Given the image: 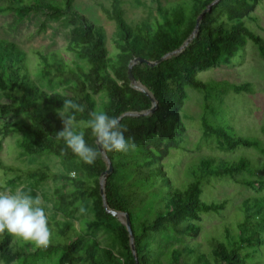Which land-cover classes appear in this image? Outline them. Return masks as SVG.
Segmentation results:
<instances>
[{
	"label": "trees",
	"instance_id": "16d2710c",
	"mask_svg": "<svg viewBox=\"0 0 264 264\" xmlns=\"http://www.w3.org/2000/svg\"><path fill=\"white\" fill-rule=\"evenodd\" d=\"M7 1L10 4L0 5V15L14 11L19 20L31 13H42L49 20L67 17L74 28L66 48L77 54L87 68L73 67L59 51H39L41 80L50 87L60 83L67 91L49 92L32 77L27 51L0 36V92L9 100L0 101V115L23 112L27 116L26 121L7 123L1 133L20 134L23 155H53L66 167V172L54 171L47 165L20 169L0 158V166L14 172L8 184L23 177L35 186L49 180L60 181L54 188L53 210L64 217L50 219L46 213L51 232L47 248L14 238L7 231L0 234V260L4 264H33L49 257L54 264H135L126 224L103 205L100 179L109 166L108 160L101 152L94 164H87L56 138V132L63 129L56 109L63 107L64 100H71L84 108L83 112L74 113L76 121L87 123L92 111L121 117L119 122L127 129L126 138H132L137 145L127 153L106 151L113 172L105 180V193L110 208L129 215L139 264H249L247 259L264 244V179H251L244 174L262 173L264 177V166L254 169L246 158L231 162L209 155L202 160L199 168L207 177H230L257 192L242 201L241 218L228 223V243L214 238L206 252L200 243H193L202 231L203 215L222 214L227 201L202 198L203 176L184 188L176 186L163 160L172 149L182 147L186 127L181 110L187 100L186 87L195 86L210 106L209 85L197 80L199 71L221 62L230 63L248 40L257 45L264 60V37L243 21L258 19L253 11L261 0H181L159 4L156 14L137 24L127 20L121 0H113L110 8H101L116 24L113 40L118 51L114 54L108 47L106 28L75 9V0ZM206 9L200 28L187 47L161 60L182 47ZM46 28L47 20L39 32ZM136 58L144 61L135 63L132 71L155 98L157 107L153 112L149 111L153 107L151 96L136 88L129 77V65ZM229 89L251 92L248 83L230 84ZM100 92L107 95L101 103L96 97ZM203 128L206 136L216 138V147L221 150L255 147L264 155V142L259 139L237 135L230 128L212 127L205 121ZM82 131L87 144L100 151L91 129L85 126ZM88 201L92 205L91 217L76 218L75 213ZM75 219H80V227L75 225ZM101 229L110 233L118 249L103 245L96 236ZM169 236L170 241L165 242L163 238ZM246 248L254 252L243 253Z\"/></svg>",
	"mask_w": 264,
	"mask_h": 264
},
{
	"label": "rangeland",
	"instance_id": "374dc122",
	"mask_svg": "<svg viewBox=\"0 0 264 264\" xmlns=\"http://www.w3.org/2000/svg\"><path fill=\"white\" fill-rule=\"evenodd\" d=\"M177 1L181 0H121V5L125 10L127 20L132 24H137L142 19L156 14L159 4L165 6ZM112 2L113 0H75L74 7L95 23L106 28L108 47L114 54L118 51L116 41L113 40L116 24L115 21L106 16L101 8V5L110 8ZM8 4L10 1L0 0V5L6 6ZM253 14L258 19L245 18L244 24L264 37V0L256 5ZM45 20H47L46 31L39 32L40 26ZM73 28V23L67 17L60 20H49L42 13H31L25 19L19 20L14 11L0 15V36L18 43L27 51V61L32 77L49 92L58 90L66 93L67 91L60 83H55L50 87L41 80L39 51H59L73 67L87 68V64L77 54L68 51L66 48L72 37ZM196 78L209 85L210 106L207 107L204 94L195 86L188 85L186 87L187 100L181 110L186 127L182 147L172 149L163 163L169 178L176 186L184 188L203 176L204 192L202 198L206 201H227L222 214L207 213L203 215L202 231L193 243H200L202 249L208 252L212 247L214 238L228 243L225 230L228 223L231 224L237 218H241L240 205L242 201L249 196L256 195L257 192L253 188L236 183L230 177L223 179H217L215 176L207 177L204 175V170L199 168L202 160L209 155L224 158L231 162L246 158L250 160L252 167L258 170L264 166V155L255 147L241 146L232 151L219 149L216 147V138L204 134L203 122H207L212 127L230 128L237 135L264 142V60L257 45L248 40L245 46L232 57L230 63L221 62L211 68L199 71ZM242 83L250 84L251 92L238 93L229 89L230 84ZM96 97L99 103L107 99L106 92H100L96 94ZM0 101L8 102L9 100L0 92ZM26 120L27 116L23 112L0 115V130L9 122ZM76 123L80 130L87 126L85 122L76 121ZM19 139L20 134L3 135L0 131V158L4 163L20 169L47 165L54 171L66 172L65 165L53 155H23L19 146ZM251 174L248 172L244 176L251 179H264L262 173ZM13 176L14 172L7 171L0 166V191L14 192L17 189H27L33 197L36 195L41 197V206L50 219L64 218L62 214H57L53 210L54 188L60 184V181L49 180L35 186L32 181L23 177L14 184H8V180ZM82 208L84 211L80 209L75 213L76 218L91 217V201H88ZM118 219L122 222L126 221L125 215L119 216ZM74 223L80 227V219H75ZM230 228H233V225ZM235 232H238L237 228ZM96 236L103 245L119 248L118 243L113 241L108 231L98 230ZM170 239V236L163 238L165 242L170 241ZM256 249L254 256L247 259L249 264L264 263V244ZM242 252L253 253L254 249L246 248ZM0 264H4V262L0 260ZM33 264H54V259L44 257Z\"/></svg>",
	"mask_w": 264,
	"mask_h": 264
},
{
	"label": "clouds",
	"instance_id": "9594fccd",
	"mask_svg": "<svg viewBox=\"0 0 264 264\" xmlns=\"http://www.w3.org/2000/svg\"><path fill=\"white\" fill-rule=\"evenodd\" d=\"M81 105L64 100L63 107L56 109L62 121L63 129L56 132V138L63 140L67 148L83 162L94 164L101 151L88 145L84 131L80 130L74 113L83 112ZM87 127L91 129L96 144L101 150L127 153L137 145L132 138H126V128H122L119 119L110 117L103 111H92ZM42 200L39 195L33 197L23 189L14 192L0 191V234L7 231L14 238L33 242L36 247L47 248L50 243V228ZM81 211H84L81 208Z\"/></svg>",
	"mask_w": 264,
	"mask_h": 264
},
{
	"label": "water",
	"instance_id": "95a60500",
	"mask_svg": "<svg viewBox=\"0 0 264 264\" xmlns=\"http://www.w3.org/2000/svg\"><path fill=\"white\" fill-rule=\"evenodd\" d=\"M218 0H215L213 3L217 2ZM212 5H210L211 7ZM207 9L204 10L200 15L199 17L197 18V23H196V28L195 30L193 31L192 35L185 41V43L182 45L181 48H179L178 50H175L174 52H171L165 56H163L161 58V60L165 59L166 57L172 55V54H175L177 52H181L183 51V49H185L187 47V45L189 44V42L192 40V38L195 36V34L198 32L199 28H200V24H201V19L203 17V15L206 13ZM159 60V62L161 61ZM144 59H134L133 61H131L130 65H129V70H128V73H129V77L131 79V83L136 87V88H139L141 90H143L144 92H146V94H148L149 96H151V99L153 101V107L149 110L150 112H153L156 107H157V102L155 100V98L149 93V91L140 83L138 82L135 77H134V74H133V66L135 63L137 62H143ZM150 65H155L157 63H153V62H148ZM129 114V113H127ZM121 117L119 118V121H120ZM99 147V146H98ZM99 150L102 152L103 156L108 160L109 162V166L108 168L103 172L102 176H101V180H100V191H101V195L103 197V205L106 209V211L112 215H114L115 217H118L121 216V215H125L126 217V221L124 222L127 226V229H128V232H129V235H130V240H131V250H132V253L134 255V258H135V264H139V258H138V254H137V249H136V245H135V242H134V239H135V236H134V233H133V229H132V224H131V221H130V218H129V215L128 213H124V212H120L118 210H115V209H112L110 208L109 204H108V201H107V198H106V193H105V180L107 178V175H109L110 173L113 172V165L110 161V159L108 158L107 156V153L106 151H103L100 149L99 147Z\"/></svg>",
	"mask_w": 264,
	"mask_h": 264
}]
</instances>
